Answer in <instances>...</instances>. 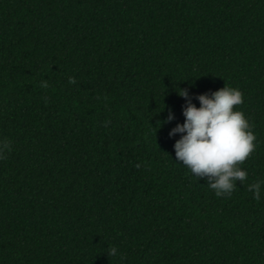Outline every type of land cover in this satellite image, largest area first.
<instances>
[{
	"label": "trees",
	"instance_id": "1",
	"mask_svg": "<svg viewBox=\"0 0 264 264\" xmlns=\"http://www.w3.org/2000/svg\"><path fill=\"white\" fill-rule=\"evenodd\" d=\"M224 86L256 148L218 197L168 133ZM0 140V264H264V0H0Z\"/></svg>",
	"mask_w": 264,
	"mask_h": 264
},
{
	"label": "clouds",
	"instance_id": "2",
	"mask_svg": "<svg viewBox=\"0 0 264 264\" xmlns=\"http://www.w3.org/2000/svg\"><path fill=\"white\" fill-rule=\"evenodd\" d=\"M74 82V81H72ZM47 87L46 83L42 84ZM184 99L182 106L183 123H177L168 135L177 139L173 145L175 159L190 170L191 175L206 181L207 186L218 197L231 196L248 178L240 165L255 151L256 136L242 111L234 110L243 103L242 92L233 87L195 96L197 107L187 89L179 90ZM175 119L169 111L167 122ZM11 142L0 140V160L11 152ZM253 198L260 200L264 191V181L249 185ZM116 255V249H112Z\"/></svg>",
	"mask_w": 264,
	"mask_h": 264
}]
</instances>
